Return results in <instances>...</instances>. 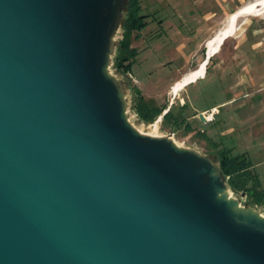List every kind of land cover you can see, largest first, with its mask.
<instances>
[{
	"label": "water",
	"instance_id": "1",
	"mask_svg": "<svg viewBox=\"0 0 264 264\" xmlns=\"http://www.w3.org/2000/svg\"><path fill=\"white\" fill-rule=\"evenodd\" d=\"M128 2L0 0V264H264L218 153L134 123Z\"/></svg>",
	"mask_w": 264,
	"mask_h": 264
},
{
	"label": "rangeland",
	"instance_id": "2",
	"mask_svg": "<svg viewBox=\"0 0 264 264\" xmlns=\"http://www.w3.org/2000/svg\"><path fill=\"white\" fill-rule=\"evenodd\" d=\"M140 2L142 13L147 15L146 26L140 31L139 38L132 40L131 46L138 54L126 75L134 90L142 94L149 105L163 109L170 106L175 114L183 113L181 119L185 118L179 128L173 129L163 121L166 108L151 121L136 112L132 117L134 123L145 132L172 134L178 143L203 152L217 154L225 146L234 153L246 152L256 164L255 171L264 187V163H259L264 160V14L240 17L239 29L208 63L207 84H200L199 88L197 84H191L174 97L171 93L173 84L201 66L208 48L203 47L190 55L193 50L184 46L185 36L195 27L180 16V9L190 5H186L187 1ZM180 68L186 71L182 72ZM244 74L249 79L253 76L252 83L244 82ZM228 80L236 81L233 90L237 108L230 113L222 108L223 111L208 123L201 116L191 117L226 98V94L220 93H229ZM207 115L211 118L212 112ZM237 195L246 201V195L240 192ZM259 208L264 211L263 205Z\"/></svg>",
	"mask_w": 264,
	"mask_h": 264
},
{
	"label": "trees",
	"instance_id": "3",
	"mask_svg": "<svg viewBox=\"0 0 264 264\" xmlns=\"http://www.w3.org/2000/svg\"><path fill=\"white\" fill-rule=\"evenodd\" d=\"M147 15L142 13V5L140 0H129L127 19L119 47V52L115 60V68L124 74L132 68L138 50L132 47V40L139 38L140 31L146 26ZM134 91L133 110L141 117L155 119L157 115L163 113L167 107L158 108L151 106L139 92ZM183 113L178 115L174 113L172 107L163 116L165 123H172L173 129L179 128L185 117L180 118ZM189 128V127H187ZM221 161V167L226 176H228L229 184L236 193L246 195L248 200L258 206H264V187L259 174L255 171L254 163L248 157L246 152L234 153L230 147H222L218 151Z\"/></svg>",
	"mask_w": 264,
	"mask_h": 264
},
{
	"label": "crops",
	"instance_id": "4",
	"mask_svg": "<svg viewBox=\"0 0 264 264\" xmlns=\"http://www.w3.org/2000/svg\"><path fill=\"white\" fill-rule=\"evenodd\" d=\"M182 1H187L186 5H188L189 3L190 4L189 6L191 7L188 6L181 8L180 16H182L184 19L186 18L188 24L189 23L195 24V27L192 30H189L188 35L185 36L187 42L184 46L191 48L193 52H190V55L191 53L192 55H194V53L198 52L199 49L203 47L207 48V40L210 37H212L217 32V30H219L225 24L228 16L232 12L236 11L240 6L244 5L245 3L251 0H182ZM219 50L208 58L207 57L208 49H207L206 54L205 56H203L202 60L205 62L207 61L209 63L212 57L217 53H219ZM190 60L191 58L188 56V62ZM180 69H181L180 71L182 72L186 71L185 68H180ZM206 69L208 70V65ZM207 70L205 76L198 77L197 80L190 82L185 87L190 86L191 84L194 83L198 85V88L201 87L200 84L206 85L207 81L205 78L207 76ZM261 76H256V77L262 78ZM242 78L244 79V82L246 81L247 83H252L253 76H250L249 79L248 75L244 74ZM227 82H228L229 93H226L225 91L220 93V94H226L227 95L226 98L217 101L215 104L210 106V108L199 110L197 114H194L191 117L193 118H198L199 116L202 117L201 114L203 111H211V109H213L214 111V117L218 116L221 113V111H223V109H226L225 111H228L229 113L230 111H234L237 108L235 104L237 97H236V93L233 90L236 87V83H235L236 81H233V83H231V80H228ZM246 85L247 84L245 83V86ZM185 87H182L179 90V92ZM205 87L206 86H204V88ZM179 92L177 94H173L172 92L171 93L172 96L176 97L179 94ZM169 108L170 106H168L166 110L168 111ZM259 163H264V160Z\"/></svg>",
	"mask_w": 264,
	"mask_h": 264
},
{
	"label": "bare ground",
	"instance_id": "5",
	"mask_svg": "<svg viewBox=\"0 0 264 264\" xmlns=\"http://www.w3.org/2000/svg\"><path fill=\"white\" fill-rule=\"evenodd\" d=\"M239 12H241V14L240 16H237L239 15ZM250 14H264V0L249 1L229 15L228 19L226 20L225 26L217 30V32L207 40V48L210 56L215 54L222 47L223 43L228 37L236 33V31L239 29V18L242 16L245 17ZM225 36L227 37L225 38ZM222 40L223 42L221 43ZM207 65L208 62L206 63L205 61H203L198 69L187 73L182 79L177 80L171 87V92L173 94H177L182 87H185L190 82L197 80V78L200 76H205Z\"/></svg>",
	"mask_w": 264,
	"mask_h": 264
},
{
	"label": "built area",
	"instance_id": "6",
	"mask_svg": "<svg viewBox=\"0 0 264 264\" xmlns=\"http://www.w3.org/2000/svg\"><path fill=\"white\" fill-rule=\"evenodd\" d=\"M210 112H212V117L211 118L209 117V115H207ZM202 115H203L202 118H203L204 122H206V123H208V122H210V121H212L214 119V111H213V109H211V111H203Z\"/></svg>",
	"mask_w": 264,
	"mask_h": 264
},
{
	"label": "flooded vegetation",
	"instance_id": "7",
	"mask_svg": "<svg viewBox=\"0 0 264 264\" xmlns=\"http://www.w3.org/2000/svg\"><path fill=\"white\" fill-rule=\"evenodd\" d=\"M168 124L173 125L172 123H168Z\"/></svg>",
	"mask_w": 264,
	"mask_h": 264
}]
</instances>
